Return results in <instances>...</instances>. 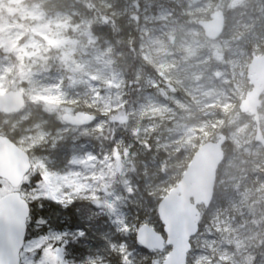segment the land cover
<instances>
[{
  "label": "rangeland",
  "instance_id": "374dc122",
  "mask_svg": "<svg viewBox=\"0 0 264 264\" xmlns=\"http://www.w3.org/2000/svg\"><path fill=\"white\" fill-rule=\"evenodd\" d=\"M98 1L104 10L131 21L139 0ZM251 1L264 7V0ZM234 2L240 0H140L138 52L151 73L138 71L143 91L133 100L128 96L120 54L110 42L98 41L89 15L75 10L67 0H0L14 9L11 13L15 11V15H0V94L17 90L27 100L20 114L0 120V129L10 134L18 131L15 142L30 155L31 178L20 188L21 194L28 202H46L59 209L81 201L92 203L94 207L86 213H75L98 238L91 244L94 238L81 224L72 226L68 216L54 214L44 229H33L36 234L25 242L21 264H111L110 254L115 251L123 255L126 264H151L166 256L168 249L149 254L134 247L131 236L138 228L137 215L128 213L127 203L112 186L119 164L111 147L102 141L92 142L121 109L140 142L162 156L160 160L154 153L148 156L141 145L133 148L132 158L150 179L146 185L149 194L163 190L165 182L175 179L189 153L212 140L226 125L227 141L233 149L218 171L221 195L211 209L201 208L205 217L202 215V226L192 240L189 264H264L260 195L264 150L254 142L251 118L236 125L239 103L250 89L248 62L253 53L264 48V36H241L259 17L240 8L239 14L226 17L227 31L216 40L206 38L197 25L216 10L230 11ZM43 47L55 51L52 64L57 70L53 73L37 59ZM39 102L67 113L86 108L97 120L71 129L60 122L62 112L58 128L49 131L44 129L47 121L34 114ZM33 115L37 118L34 123L21 128ZM262 129L264 134V123ZM85 136L87 142L76 144ZM64 139L69 144L67 153L61 160L53 159L46 151ZM122 143L120 139L117 142L118 146ZM240 156L246 158L252 182L258 185L251 187L247 181L242 192L236 190L243 171ZM162 168L173 172L153 182ZM242 176L246 181L243 172ZM8 191V184L0 181V197ZM141 216L142 224L162 232L151 209L143 208ZM120 232L125 238L113 241V235Z\"/></svg>",
  "mask_w": 264,
  "mask_h": 264
},
{
  "label": "water",
  "instance_id": "95a60500",
  "mask_svg": "<svg viewBox=\"0 0 264 264\" xmlns=\"http://www.w3.org/2000/svg\"><path fill=\"white\" fill-rule=\"evenodd\" d=\"M197 25L206 38L216 40L224 31V13L216 10L210 19L200 20ZM246 77L251 89L238 108L241 113L254 118L257 123L254 141L264 149V137L258 124V107L264 93V53L251 56ZM25 104L21 91L0 94V114H18ZM96 118L95 114L83 111L64 113L60 117L69 127L89 126ZM225 142L226 136L221 134L216 140L199 145L179 181L158 202L157 216L164 234L148 224L138 227L135 240L144 250L162 252L165 247L169 248L162 261L152 264H188L191 239L199 230L200 208H209L213 199L217 170L224 160ZM30 168L28 153L8 137L0 135V179L12 189L0 197V264H21L20 253L25 244L30 207L17 189Z\"/></svg>",
  "mask_w": 264,
  "mask_h": 264
},
{
  "label": "trees",
  "instance_id": "16d2710c",
  "mask_svg": "<svg viewBox=\"0 0 264 264\" xmlns=\"http://www.w3.org/2000/svg\"><path fill=\"white\" fill-rule=\"evenodd\" d=\"M69 4H72L75 7V10H78L84 14H87L92 19L91 29L95 37L98 39L100 43L104 41L110 42L116 49V52L120 54L119 62L121 64V68L123 71L126 87L128 90V96L130 99H135V95L142 93L143 86L140 80L137 78L138 71L146 70L147 72L151 73V67L143 61L140 57L138 52V41H137V34L138 28L140 26V22L138 20V14L141 9L142 4L139 3L140 0L137 2V6L135 12L132 17H130L131 21H126L125 17H117L111 14L108 10H104L100 5L98 0H67ZM43 6H46L43 4ZM243 8L249 13V16L259 17V20L252 23L249 28V31L242 38L248 36H254L256 38H260L264 36V12L263 6L261 2L257 4L251 0H240V2H234L231 5V10L224 13L225 19L231 18L232 13L239 14V10L241 11ZM14 9L10 6H6L5 4H0V15H4L3 13L15 15L11 13ZM227 26L229 23L225 22L224 32L227 31ZM42 51L38 54L37 59H39L40 63L43 64L44 69L50 71L51 73L57 70V66L52 64L54 50L48 47H43ZM264 52V48H262ZM249 51L252 52V48L249 47ZM13 65H16L13 63ZM14 70L16 71V67ZM77 111H87L86 108H79L76 109ZM62 109L60 107H51L46 103L39 102L37 104V109L34 111V114L41 115L47 124L44 126V129L53 131L58 128V114L62 113ZM125 111L123 109L116 112L115 117L108 119L106 128L104 131H101L97 135V139L93 140L92 142L97 143L98 141H102L106 147H111L112 154L114 156V160L117 161L119 164L116 167L115 175L112 178V186L120 192V195L123 197V200L127 203V210L128 213L136 214L137 220L135 221L136 226L139 227L141 223V213L143 208H149L154 215L155 224L159 228H161L160 222L158 220L156 214L157 204L160 199L178 182L182 173L184 172L187 164L189 163L194 151L189 153L185 162L182 163L181 169L179 170L175 179H171L168 182H165L164 189L158 191L155 194H149L146 185L150 183V179L145 178V175L142 173V166L140 162H136L135 159L132 158V151H134L135 144L141 145L146 147L147 155H151L154 153L158 160H160L161 153L155 152L151 145L144 144L140 142L138 136L130 129V124L127 122V117L125 116ZM16 116V115H14ZM5 118L2 114H0V120ZM245 115L240 114L236 125L238 126L242 120H244ZM37 118L33 115L27 121L20 125L21 128L26 126H30L34 123ZM71 131L70 133H72ZM228 129L225 126L218 129L215 134L214 138L216 139L220 134H224L228 140ZM0 134L3 136L8 137L10 140H15L16 135H18V131L14 134L8 133L7 130L4 128L0 129ZM87 137H81L79 143L76 144H83L87 142L89 139ZM122 140V145L118 146V140ZM68 140L64 139L57 142L55 145H51L50 149L46 151L49 153L52 158L56 157L61 160L62 154H66L68 151ZM231 144L227 141L225 144V157H229L231 150ZM38 153H41L37 151ZM182 152L179 153L181 155ZM54 159V158H53ZM240 161L243 164V174L244 177L248 176V181H250L251 186V178L252 172L248 168V163L246 162V158L244 156H240ZM127 168V173L124 174V168ZM172 171H166L165 169L158 170V177L153 180V182H157L158 180L162 181L166 179ZM27 178H31V174H28ZM25 184L22 183L21 187ZM134 186L136 190L132 188ZM20 187V188H21ZM221 193L219 192L217 196H220ZM30 206V214L27 221V234H26V241L31 239V237L36 234L34 228H39L37 230H42L45 228L47 224H50L51 218L54 214H60L69 217V221L72 226H79L85 228V224L79 219V214L75 213V210H80L83 214L87 212V208L94 207L92 203H85L84 201L76 202L71 206L65 209L55 208V206L48 204L46 202L43 203H36V202H29ZM205 217V213L202 214ZM202 217V218H203ZM98 221H96V224ZM202 226V219L200 222V228ZM86 229V228H85ZM87 235L91 238H94L93 241H90L91 244H95V239L97 238L96 234H92L90 229H86ZM125 238V233L120 232L113 235L112 240L116 242H120ZM131 240L134 242V247L141 251L146 252L142 249L139 245H137L135 241V234H132ZM193 246V245H192ZM194 249L192 247L191 253H193ZM22 254V252H21ZM153 254V253H149ZM110 262L111 264H126V260L121 253L118 251L112 252L110 254ZM150 264V263H149Z\"/></svg>",
  "mask_w": 264,
  "mask_h": 264
},
{
  "label": "flooded vegetation",
  "instance_id": "af4514ba",
  "mask_svg": "<svg viewBox=\"0 0 264 264\" xmlns=\"http://www.w3.org/2000/svg\"><path fill=\"white\" fill-rule=\"evenodd\" d=\"M264 108V93L262 94V96H261V98H260V106L258 107V115H259V119H258V124H259V127H260V130H261V132H262V134H263V129H262V123H264V114H261V109H263ZM243 115H245V117L246 118H251L250 120H251V123H253L254 124V126H255V133H256V130H257V123L254 121V118L251 116H249L248 114H243ZM68 128H70V127H68ZM71 129H73V128H71ZM74 129H77V128H74ZM72 130H70V132H71ZM255 133H254V138H255ZM255 142V141H254ZM256 143V142H255ZM257 144V143H256ZM260 145V144H259ZM261 146V145H260ZM261 148H262V146H261ZM263 149V148H262ZM264 150V149H263ZM227 161V157H225L224 158V161H223V163L221 164V166L219 167V169H218V171L221 169V167L223 166V164L225 163ZM241 163V162H240ZM242 164V163H241ZM242 168H244V166H243V164H242ZM239 175H241V172L239 173ZM243 177V176H242ZM242 177L239 179V183H238V186H237V191H240V192H242L243 191V189L245 188V187H247V185L246 184H248V176H246V181L244 180V179H242ZM252 177H253V173H252ZM217 183H218V174H217ZM217 183H216V187H215V189H214V195H213V200H212V203H211V205H210V207L208 208V209H211V207H212V205H213V203H214V200L218 197L217 196V194L220 192L221 193V191H218V189H217ZM249 186V185H248ZM256 186H258V185H256V183H254V182H252V178H251V187H256ZM261 195V198L263 199V202H262V204H264V189H263V192L260 194Z\"/></svg>",
  "mask_w": 264,
  "mask_h": 264
}]
</instances>
